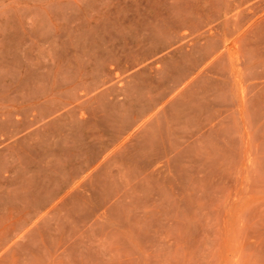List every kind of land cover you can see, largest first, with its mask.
Masks as SVG:
<instances>
[{
    "label": "rangeland",
    "instance_id": "374dc122",
    "mask_svg": "<svg viewBox=\"0 0 264 264\" xmlns=\"http://www.w3.org/2000/svg\"><path fill=\"white\" fill-rule=\"evenodd\" d=\"M0 264H264V0H0Z\"/></svg>",
    "mask_w": 264,
    "mask_h": 264
}]
</instances>
